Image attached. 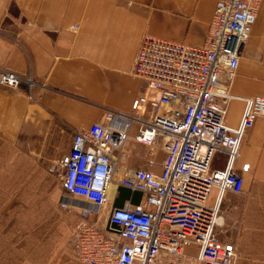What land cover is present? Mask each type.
<instances>
[{
  "label": "built area",
  "instance_id": "1",
  "mask_svg": "<svg viewBox=\"0 0 264 264\" xmlns=\"http://www.w3.org/2000/svg\"><path fill=\"white\" fill-rule=\"evenodd\" d=\"M262 0H217L204 45L142 37L131 73L144 82L130 112L104 111L103 120L74 133L69 153L59 160L61 182L71 198L100 213L110 186L139 193L141 200L111 206L102 229L81 225L72 241L80 264H159L162 253L190 264H236L238 253L223 241L218 223L225 193L240 194L243 179L234 172L244 135L264 117V96L237 97L230 87ZM0 85H23L32 99L31 75L0 71ZM241 99L237 127L225 124L228 104ZM151 152L161 148L160 163L125 165L131 138ZM216 152L227 156L222 171L210 168ZM217 189L214 206L207 199ZM100 216V215H99ZM198 250L188 258L184 249Z\"/></svg>",
  "mask_w": 264,
  "mask_h": 264
},
{
  "label": "crops",
  "instance_id": "2",
  "mask_svg": "<svg viewBox=\"0 0 264 264\" xmlns=\"http://www.w3.org/2000/svg\"><path fill=\"white\" fill-rule=\"evenodd\" d=\"M216 2L0 0V71L31 75L37 84L32 99L23 85H0V150L10 151V162L26 167V181H38L39 174L69 153L77 130L101 122L106 110L130 112L131 102L142 94L155 96L131 73L142 37L202 46ZM230 92L237 97L264 96V0ZM244 107L241 99H232L225 124L237 127ZM134 134L132 129L125 145V165L143 168L160 163L164 154L141 147ZM226 160V154L216 152L211 170H224ZM233 170L243 179V205L234 197L239 194L227 192L222 197L223 241L236 248V264H264V117L246 131ZM217 192L213 188L208 206L215 205ZM239 219L241 225H236ZM197 253L193 243L184 249L188 258Z\"/></svg>",
  "mask_w": 264,
  "mask_h": 264
},
{
  "label": "rangeland",
  "instance_id": "3",
  "mask_svg": "<svg viewBox=\"0 0 264 264\" xmlns=\"http://www.w3.org/2000/svg\"><path fill=\"white\" fill-rule=\"evenodd\" d=\"M153 153L160 156L164 150ZM11 155L0 150V264H80L73 234L81 225L103 228L113 193L100 213H85L91 209L89 204L71 198L64 190L59 163L54 161L47 173L39 174L38 181H26V167L10 162ZM234 197L243 205V193ZM236 225H241L240 219ZM220 236L223 240L225 235ZM161 259L159 264H190L165 253Z\"/></svg>",
  "mask_w": 264,
  "mask_h": 264
},
{
  "label": "trees",
  "instance_id": "4",
  "mask_svg": "<svg viewBox=\"0 0 264 264\" xmlns=\"http://www.w3.org/2000/svg\"><path fill=\"white\" fill-rule=\"evenodd\" d=\"M131 198L132 202L137 203L141 198L139 193H131L128 189L119 188L117 196L114 199V206L120 207L124 200Z\"/></svg>",
  "mask_w": 264,
  "mask_h": 264
},
{
  "label": "bare ground",
  "instance_id": "5",
  "mask_svg": "<svg viewBox=\"0 0 264 264\" xmlns=\"http://www.w3.org/2000/svg\"><path fill=\"white\" fill-rule=\"evenodd\" d=\"M113 192V195H114V186H110L109 188V192H108V195L109 193ZM218 223L222 224V220L220 221V218L218 219Z\"/></svg>",
  "mask_w": 264,
  "mask_h": 264
}]
</instances>
